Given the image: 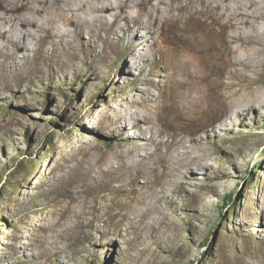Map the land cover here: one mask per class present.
Segmentation results:
<instances>
[{"label":"rangeland","instance_id":"rangeland-1","mask_svg":"<svg viewBox=\"0 0 264 264\" xmlns=\"http://www.w3.org/2000/svg\"><path fill=\"white\" fill-rule=\"evenodd\" d=\"M113 29L116 39L122 32ZM97 35L96 51L80 50L81 58L69 59L66 65L57 60L53 42L45 44L46 51L30 50L28 60L20 64V73L27 76L25 84L18 83V72L4 68L5 57L0 55V73L4 72L0 75V264H264V106L258 104L243 119L235 112L241 104L239 95L226 97L223 114L208 126L207 132L198 133L203 138L201 143L192 145L186 136L182 143L174 144L176 130L166 122L167 136L156 137L173 145L155 151V145L144 138L133 141L146 125L131 126L132 112L144 110L135 100L147 96L152 116L159 105L172 113L171 106L177 102L173 71L158 61L159 55L147 52L140 34L128 48L127 40L132 37L115 43L108 40L105 30ZM53 40L58 43L60 38L55 36ZM236 45L225 44V58L233 56ZM59 46L64 54L69 51L66 42ZM104 49L109 57L103 56ZM86 52L90 58L85 57ZM139 55L143 71L136 65ZM90 60L98 64L96 73ZM5 82L10 86L4 87ZM255 86L264 94V80ZM142 88L149 93L142 94ZM117 113L123 119L116 126L123 132L117 135L116 130L112 137L98 122L105 119L110 124ZM90 135L99 138L106 154L105 168L118 166V144H137L136 159L125 155L123 160L145 173L151 172L152 186L146 190V203L137 204L134 213L113 207L114 215L104 216L107 222L95 220L86 229L92 231V238L74 230L63 233L57 255L51 244L61 234L64 223H73L75 217L63 219L60 227L54 225V211L69 199L68 192L75 190L79 178L76 174L74 179L60 183L59 168L76 165ZM187 148L192 152L186 158ZM173 151L180 159H175ZM162 154L167 159L161 163L156 159ZM195 156L207 166L192 165L195 177L180 178V174H190L187 162ZM152 167L157 171L152 173ZM91 172L96 174V168ZM144 178L138 175L140 183ZM102 180L92 193L98 196L99 205L108 203L100 198L103 194L109 199L116 195L125 200L114 191L119 187L116 181ZM179 181L185 189L178 188ZM138 194L135 189L131 197ZM229 194H233L231 201L227 200ZM145 209L146 217L140 221ZM98 228L120 233L107 235ZM136 230L142 236V245L132 240ZM46 245H50L49 250Z\"/></svg>","mask_w":264,"mask_h":264},{"label":"bare ground","instance_id":"bare-ground-1","mask_svg":"<svg viewBox=\"0 0 264 264\" xmlns=\"http://www.w3.org/2000/svg\"><path fill=\"white\" fill-rule=\"evenodd\" d=\"M121 21L124 25H119ZM114 27L122 32L116 39ZM100 30H105L108 40H115V43L132 37L133 40H127V48L129 42L139 40L140 34L147 52L159 55L158 61H163L166 69L173 71L172 84L177 102L171 106L172 113H166L164 111L166 106L159 105L155 116H152L147 96L135 100V103L141 104L144 110L141 112L133 110L130 125L140 127L143 123L146 127L135 134L133 141L144 138L155 145V151H160L163 145L171 148L173 144L159 141L156 137L167 136L166 122H170L172 129L176 130L173 134L174 144L182 143L186 136L190 137L192 145L199 144L203 138L198 133L202 130L207 132L208 126L215 123L223 114L222 103L226 97L239 95L241 104L235 112L243 119H247L249 110L256 108L258 104L264 106V94L255 86L264 80V0H0V55L5 57L4 68L18 72L19 84L26 83L27 76L20 73V64L28 60L30 50L36 48L46 51L45 44L53 42L57 60L66 65L69 59L81 58L80 50L90 48L96 51V37ZM55 36L60 38L58 43H54ZM74 36L80 39L75 40ZM65 42L69 46V51L64 54L59 44ZM227 43L237 44L232 50L231 58L224 57ZM108 53L107 49L103 50L104 57H109ZM85 57H91L89 52H86ZM140 57L142 58V55L136 58V65L143 71L144 66L139 60ZM10 59H13L12 63L8 62ZM92 60L91 67L96 73L98 64ZM135 80L141 81L140 78ZM3 85L10 86L9 82ZM223 89L228 92L223 93ZM140 91L144 95L149 93L147 88ZM93 118L91 117V120ZM122 119V114L117 113L109 125L105 119H99L98 124L107 127L108 131L104 132L115 137L113 134L116 130L117 135L123 132L122 128L116 126ZM94 132L98 134V131ZM99 143V138L95 135L88 136L87 147L80 149L81 157L76 156V165L59 168L60 175H57V179L60 183L74 179L76 174L79 178L75 180L78 182L75 190L70 189L68 197L65 196L69 199L64 198L66 201L59 203L60 206L54 211L57 214L54 225H62V220L65 218L68 220L70 215L75 217L73 223H64L61 234L57 235L55 242L51 244L54 247L52 252L57 255L61 251L57 243L63 237V233L74 230L79 235L92 238V231L86 229L91 227L95 220L106 221L105 214L112 217L113 207L133 212L137 210V204L146 203V190L152 186L149 180L151 172L145 173L123 160L125 155L136 159L135 150L138 145L125 147L118 144L116 156L118 166L105 168L103 165L107 161L106 154ZM190 148L184 152L186 158L192 152ZM173 153L175 159H180V155L174 151ZM166 159L167 155L162 154L156 160L162 163ZM192 165L207 166L200 161L199 156H195L187 162V168L189 171L191 169L190 174H180V178L195 177ZM95 168L96 174L91 172ZM152 168V173L158 169ZM168 173H172V168L168 169ZM139 174L144 175V183L139 182ZM103 178H107V183L116 181L119 187L114 191L126 197L125 200L117 199L116 195L109 199L106 194H98L100 198L108 201L107 204L105 202L104 205H99L98 196L92 193L101 185ZM177 184L178 188H186L181 181ZM135 189H138L139 194L138 197L132 198L131 194ZM147 212L148 209H145L141 213L140 221L146 217ZM124 214L127 216V213ZM89 215H92L91 219ZM97 231L107 235L120 233V230L112 233L99 228ZM134 232L132 240L142 245L140 232L137 230ZM46 247L47 250L50 249V245Z\"/></svg>","mask_w":264,"mask_h":264},{"label":"trees","instance_id":"trees-1","mask_svg":"<svg viewBox=\"0 0 264 264\" xmlns=\"http://www.w3.org/2000/svg\"><path fill=\"white\" fill-rule=\"evenodd\" d=\"M233 199V194H229V195H227V200L228 201H231ZM221 209H223V208H221ZM221 216H223L224 215V213H223V210H221Z\"/></svg>","mask_w":264,"mask_h":264}]
</instances>
